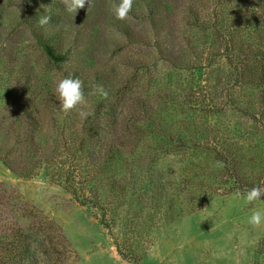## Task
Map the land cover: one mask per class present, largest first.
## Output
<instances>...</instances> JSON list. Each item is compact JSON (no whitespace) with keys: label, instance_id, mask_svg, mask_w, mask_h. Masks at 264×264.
Instances as JSON below:
<instances>
[{"label":"rangeland","instance_id":"rangeland-1","mask_svg":"<svg viewBox=\"0 0 264 264\" xmlns=\"http://www.w3.org/2000/svg\"><path fill=\"white\" fill-rule=\"evenodd\" d=\"M67 3L0 0V237L28 235L18 264H52L44 232L61 264H264V199L243 201L264 188V0H134L124 20L119 0ZM69 76L85 99L65 114Z\"/></svg>","mask_w":264,"mask_h":264},{"label":"clouds","instance_id":"clouds-1","mask_svg":"<svg viewBox=\"0 0 264 264\" xmlns=\"http://www.w3.org/2000/svg\"><path fill=\"white\" fill-rule=\"evenodd\" d=\"M91 4V0H68L66 5L67 11L75 13ZM134 0H119V3L114 5L112 12L116 19L124 20L132 12ZM51 20L50 15L40 17L39 25L41 27L47 25ZM55 92L57 99L61 104L62 111L68 114L77 105L84 102L83 83L79 78L65 77L59 80L56 84ZM102 95L107 96V93L100 89ZM264 199V188L252 187L246 190L243 194V201L245 204H251L256 201ZM248 223L253 227L259 228L264 226V210H255L248 218Z\"/></svg>","mask_w":264,"mask_h":264},{"label":"trees","instance_id":"trees-1","mask_svg":"<svg viewBox=\"0 0 264 264\" xmlns=\"http://www.w3.org/2000/svg\"><path fill=\"white\" fill-rule=\"evenodd\" d=\"M46 52L49 54V56L51 58H53L54 60H64L65 56L64 54H57L56 53V48L52 45L47 44V46L45 47ZM82 141V140H80ZM83 142V141H82ZM83 148V147H82ZM229 159V158H228ZM233 167V166H232ZM235 167V165H234ZM234 172H236L237 175V170H233ZM240 177V176H238ZM241 179V178H240ZM45 246L47 247H52V248H48V252H47V258L48 260L52 263V264H61L62 263V255H63V251L61 249H59L58 247H56V240H54V237H51L49 234L45 233ZM9 232L5 231L4 234L1 236L3 237V240H0V245L1 249L5 250L6 255L4 256L5 259H7L8 261H13V264H18V263H22L23 260H25L27 258V252H29V245H26V238L27 236L22 234V237L20 239H16V241L12 243L8 242V236H9ZM0 237V238H1ZM19 237V236H17ZM63 242V241H62ZM61 242V243H62ZM58 244H60V242H57ZM8 244V246L6 245ZM13 255V256H12ZM19 257H16V256Z\"/></svg>","mask_w":264,"mask_h":264}]
</instances>
